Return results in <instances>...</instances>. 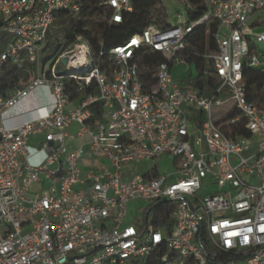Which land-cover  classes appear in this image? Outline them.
<instances>
[{
    "label": "built area",
    "instance_id": "obj_1",
    "mask_svg": "<svg viewBox=\"0 0 264 264\" xmlns=\"http://www.w3.org/2000/svg\"><path fill=\"white\" fill-rule=\"evenodd\" d=\"M133 1L0 0V78L9 67L27 77L0 97V117L37 88L53 98L50 112L32 111L23 123L0 119V264H146L156 256L162 264H264V108L247 101L241 83L244 67L264 74V0H204L196 20L181 1L176 23H152L96 58L81 34L51 60L44 55L55 22L65 28L98 11L118 26ZM211 22L216 52L203 58L217 88L204 97L176 83L172 69L185 64L189 36ZM152 54L165 61L145 90L140 62ZM91 86L96 94L71 101L70 88ZM227 105L239 114L227 125L244 120L248 138L222 133L213 112ZM164 159L168 174L134 170ZM130 203L139 207L131 212Z\"/></svg>",
    "mask_w": 264,
    "mask_h": 264
},
{
    "label": "trees",
    "instance_id": "obj_2",
    "mask_svg": "<svg viewBox=\"0 0 264 264\" xmlns=\"http://www.w3.org/2000/svg\"><path fill=\"white\" fill-rule=\"evenodd\" d=\"M102 0H88L87 7H93ZM187 7L186 12L190 20H196L200 17L203 11L204 0H181ZM157 10L161 17L160 22L164 23L168 16L165 8L160 0H134L132 4V12L122 14V22L118 26L108 27L103 20L102 12L95 11L91 13L85 20L69 22L65 29V39L69 44L75 35L81 34L88 38L94 58L101 51L107 52L110 48L121 45L125 40L133 34L140 33L147 26L154 23L157 25V18L153 17L151 12ZM59 22V21H58ZM166 25V23H164ZM163 26V25H162ZM166 27H169L166 25ZM218 26L211 22L207 27L197 29L188 38V48L180 54V58L188 66L194 65L197 76L194 79L189 78L185 84L186 90H197L200 95L210 97L214 95L217 88L214 79L209 76L207 69V61L204 60V55L213 54L216 52L214 36ZM102 44L100 48L99 44ZM165 60L159 54L144 55L141 57V66L146 70L141 77L145 84V90L154 86V68L156 65L163 63ZM102 64V63H101ZM26 79L21 72H16L13 68L5 69L0 78V97H5L9 92L18 88V80ZM242 86L245 90L246 99L248 102L256 105L258 108H264V74L257 70L244 67L242 70ZM71 101L75 102L83 98L86 94H96L94 86L90 89H85L80 94L75 89L69 90ZM93 120L100 121L102 119L101 103L98 102L92 107ZM239 116L234 108L227 110L226 114L222 115L217 124L221 127L222 133L229 139L237 137L248 138L249 135L244 129V120L239 119L233 125H227L229 120H234ZM204 119L203 113L199 112L196 115V122L202 123ZM155 176V174L153 175ZM160 256L146 262V264H162L158 260ZM132 264H142L141 261H132Z\"/></svg>",
    "mask_w": 264,
    "mask_h": 264
},
{
    "label": "rangeland",
    "instance_id": "obj_3",
    "mask_svg": "<svg viewBox=\"0 0 264 264\" xmlns=\"http://www.w3.org/2000/svg\"><path fill=\"white\" fill-rule=\"evenodd\" d=\"M160 2L162 6L165 8L166 14L168 16L167 20L164 23H167V21L169 24L176 23V20L174 19L175 13L179 11L181 12V14H183L184 12V6L182 5L181 0H160ZM151 14L153 15V17H155V19L157 18V23H156L157 26L164 25V23L160 22L161 15L157 10H153ZM67 18H68L67 16H62L61 20L66 21ZM46 42L48 43V47L44 51V55H46L49 60H51V58L56 56L58 50H60L61 48L64 49L68 46V43L65 39V29L64 27H62L61 23L59 22L54 23L50 33L48 34ZM172 76L176 83H178L179 85L185 88V84L189 81V78L191 79L196 78L197 72L195 70L194 65L188 66L187 64H182L179 66H175L172 69ZM25 81L26 79H24V77L18 80V82H25ZM45 98H46L45 95H42L41 93H39L38 89H35L32 92H30L26 98L17 102L16 105L21 108L24 109L27 108L28 110H31L34 107H38L39 105L44 104ZM221 99L224 103H226L230 100V95L225 94L224 96H222ZM228 107L229 106L227 105L225 107H222L214 111L213 115L214 116L223 115L224 113L227 112ZM198 113L199 112H197L196 115ZM6 117H8L7 112L3 113L0 119H4ZM30 152H35V149H31ZM151 169H156L160 175L168 174L173 170L172 161L171 159L170 160L164 159L159 162L158 161L143 162L134 168L135 172L140 175L146 173ZM134 207H139V203H130L129 209L131 212Z\"/></svg>",
    "mask_w": 264,
    "mask_h": 264
},
{
    "label": "crops",
    "instance_id": "obj_4",
    "mask_svg": "<svg viewBox=\"0 0 264 264\" xmlns=\"http://www.w3.org/2000/svg\"><path fill=\"white\" fill-rule=\"evenodd\" d=\"M39 93H41L42 95H45V102L44 104L39 105L38 107H34L31 110H28L27 108H21L17 105H14L13 107H11L10 109L4 111V113H8V117L4 118V119H9V118H15L14 120L10 121V124H20L23 123L24 121H26L30 116H27L26 114L35 111L37 109H45L47 112H50L52 110L53 107V98L52 95L50 94V92L44 88V87H40L37 88ZM72 131H75L77 129L76 125H72L71 126ZM35 141L34 139L32 140V142ZM44 158L43 154H39L36 155L32 158V161L35 163H40Z\"/></svg>",
    "mask_w": 264,
    "mask_h": 264
},
{
    "label": "bare ground",
    "instance_id": "obj_5",
    "mask_svg": "<svg viewBox=\"0 0 264 264\" xmlns=\"http://www.w3.org/2000/svg\"><path fill=\"white\" fill-rule=\"evenodd\" d=\"M6 125H10V122L6 123Z\"/></svg>",
    "mask_w": 264,
    "mask_h": 264
},
{
    "label": "water",
    "instance_id": "obj_6",
    "mask_svg": "<svg viewBox=\"0 0 264 264\" xmlns=\"http://www.w3.org/2000/svg\"><path fill=\"white\" fill-rule=\"evenodd\" d=\"M63 64H65V60L63 61Z\"/></svg>",
    "mask_w": 264,
    "mask_h": 264
}]
</instances>
